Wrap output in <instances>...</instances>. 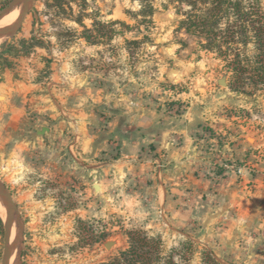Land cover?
<instances>
[{"label":"rangeland","instance_id":"374dc122","mask_svg":"<svg viewBox=\"0 0 264 264\" xmlns=\"http://www.w3.org/2000/svg\"><path fill=\"white\" fill-rule=\"evenodd\" d=\"M10 1L0 0V11ZM62 2L56 6L53 0H34L22 19L18 13L0 46V180L24 221L19 264L108 263L127 249L131 230L159 238V263L207 264L208 249L219 264H264V243H219L221 236L214 241L198 219L180 221L173 208L166 215L161 212L150 169L105 178L104 191L93 193L76 164L82 158L78 150L76 155L67 150L71 128L58 122L53 111L41 112L37 106L51 83L70 84V93L61 88L57 97L67 106L86 99L99 132L112 146L120 136L135 135L148 124L130 117L143 110L157 130L150 143L139 147L138 156L146 158L158 154L164 121L182 122L195 111L201 118L191 132L201 159L197 172L218 181L243 163H231L221 154L224 144L241 140L239 134L247 137L249 151L255 145L254 154L264 158V88L247 83L240 89L245 93L230 87L232 73L224 61L200 50L196 39L178 28L181 16L170 0ZM144 2L154 7L151 17L140 12ZM12 12L16 19L18 11ZM6 84L11 90L15 84L23 90L26 85L23 99L11 91L10 103L21 108L20 115L5 104ZM41 125L62 130L61 138H36L34 130ZM119 156L112 149L106 157L89 160ZM3 224L0 214V264ZM107 241L113 243L105 247Z\"/></svg>","mask_w":264,"mask_h":264},{"label":"crops","instance_id":"0c3cea01","mask_svg":"<svg viewBox=\"0 0 264 264\" xmlns=\"http://www.w3.org/2000/svg\"><path fill=\"white\" fill-rule=\"evenodd\" d=\"M15 85V90H11L12 87L6 84L8 90L5 91L4 100L6 99L5 104L10 111L20 115L21 108L10 103L11 91L18 100L23 99L26 96V85L23 84L24 90L21 85ZM69 87L70 84L62 81L51 83L47 95L38 98L43 102H38L37 106L41 112L53 111L56 114L53 117H56L58 122L71 128L72 135L65 140L67 150L75 155V150H78L77 154L82 158L76 156V164L84 171L83 176L93 193L94 190L99 194L104 191L105 178L110 180L113 177L114 180L139 167L150 169V179L155 186L160 210L164 214L173 208L180 221L187 217L198 219L199 224L214 235V238L221 236V240H218V237L213 238L219 243L234 246L240 240L248 245L264 243V158L254 154L255 145L250 146L251 151L248 150V144L244 143L247 137L244 140L242 134H239L241 140L237 144H231L229 141L221 148V154L231 163L243 162L237 171L231 170L218 181L205 180L197 172L201 159L191 136L193 128L201 121L195 111L185 116L183 124L180 120L164 121L158 130V154L154 158L139 157L140 145L150 143L157 131L156 126L152 124V116H147L143 110L131 116L128 114V117L122 115L121 117H126L127 120L129 116H135L137 121L148 124L140 128L135 135L120 136L118 143L112 146L107 143V136L99 132L98 121L93 112L89 111L86 99L82 103L84 99L79 97L77 104L67 106V102L57 97V90L65 88V93L68 94ZM22 101L24 104L21 106L24 107L26 100ZM119 126L120 122L117 124V127ZM41 127L44 126H39ZM47 128L49 131L44 136L38 135L36 128L35 137L44 139L47 135L61 138L62 130ZM222 133H226V130ZM35 142L29 143L34 146ZM111 142L113 143L112 140ZM46 148L50 149L48 146ZM112 149L119 151L120 156L117 159L95 160L99 156L106 157ZM90 157L95 159L90 161ZM173 200L176 205L170 203Z\"/></svg>","mask_w":264,"mask_h":264},{"label":"trees","instance_id":"16d2710c","mask_svg":"<svg viewBox=\"0 0 264 264\" xmlns=\"http://www.w3.org/2000/svg\"><path fill=\"white\" fill-rule=\"evenodd\" d=\"M62 1L53 0L56 6ZM170 2L181 16L178 28L193 36L200 50L212 52L224 61L232 73L230 87L245 93L240 89L247 83L264 88V0ZM141 7L143 17H151L154 7L147 2ZM118 23L126 26L122 21ZM217 173L220 175L222 169ZM127 238V249L104 264H175L171 259L158 262L159 238L148 237L138 230L128 231ZM204 254L207 264H219L210 250L206 249Z\"/></svg>","mask_w":264,"mask_h":264},{"label":"water","instance_id":"95a60500","mask_svg":"<svg viewBox=\"0 0 264 264\" xmlns=\"http://www.w3.org/2000/svg\"><path fill=\"white\" fill-rule=\"evenodd\" d=\"M34 0H11L1 11H0V19L7 16L14 10H17L20 14V18L22 19L31 4ZM11 31V30H10ZM220 84H225L223 79L219 80ZM47 127H41L36 130L38 135H44L48 132ZM0 203L5 208L7 212L6 219L4 221V248L1 259V264H7L10 256H14L12 264H19V257L21 254L22 244H23V231H24V221L21 217V214L18 210L17 204L12 198L11 192L5 183L0 180ZM15 227V236L9 250L8 247V238L11 226ZM113 242L107 241L104 243L105 247H109Z\"/></svg>","mask_w":264,"mask_h":264},{"label":"bare ground","instance_id":"6f19581e","mask_svg":"<svg viewBox=\"0 0 264 264\" xmlns=\"http://www.w3.org/2000/svg\"><path fill=\"white\" fill-rule=\"evenodd\" d=\"M15 13L16 12H12V14H8L7 16L0 19V46L2 45L4 40L8 37V33L10 32V30H12L16 25V20H17L19 12H17L16 19H15ZM0 214L3 217V220L5 221L7 212L5 208L1 205V203H0ZM14 236H15L14 229L12 225L10 232H9V238H8L9 250L11 248ZM13 258L14 256L11 257L8 264H11V262L13 261Z\"/></svg>","mask_w":264,"mask_h":264}]
</instances>
